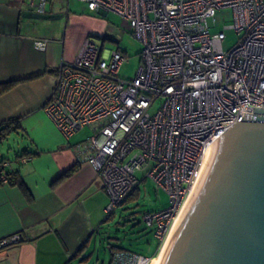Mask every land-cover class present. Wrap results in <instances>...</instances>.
<instances>
[{"label":"built area","instance_id":"2783aa9c","mask_svg":"<svg viewBox=\"0 0 264 264\" xmlns=\"http://www.w3.org/2000/svg\"><path fill=\"white\" fill-rule=\"evenodd\" d=\"M29 1L41 13L48 2ZM81 1L91 12L129 21L144 43L142 64L134 78H121L124 53L87 36L75 58L56 69L44 109L66 138L94 128L95 135L76 149L101 178L110 196L108 212L138 187L137 171L147 168L146 176L167 192L170 206L145 215L161 252L208 147L243 122L245 113L264 109V0ZM222 8L233 11L232 28L239 37L231 51L223 48L225 33L211 30L210 21L215 23ZM35 48L45 51L47 41H36ZM8 165L0 163V179ZM20 240V235L8 237L0 247ZM153 259L116 251L110 264Z\"/></svg>","mask_w":264,"mask_h":264},{"label":"crops","instance_id":"0c3cea01","mask_svg":"<svg viewBox=\"0 0 264 264\" xmlns=\"http://www.w3.org/2000/svg\"><path fill=\"white\" fill-rule=\"evenodd\" d=\"M77 6V0H48L41 13L29 0H0V85L14 83L0 96V124L12 123L0 146L13 136L0 163L9 162L7 170L18 171L26 187L0 186V240H24L1 248L0 264H70L107 221L110 196L101 178L44 109L54 70L75 58L89 33L106 26L89 25L94 17L79 14ZM49 11L54 15L42 24L39 15ZM38 40L47 41L45 51L35 48Z\"/></svg>","mask_w":264,"mask_h":264},{"label":"water","instance_id":"95a60500","mask_svg":"<svg viewBox=\"0 0 264 264\" xmlns=\"http://www.w3.org/2000/svg\"><path fill=\"white\" fill-rule=\"evenodd\" d=\"M242 120L208 147L157 264H264V109Z\"/></svg>","mask_w":264,"mask_h":264},{"label":"rangeland","instance_id":"374dc122","mask_svg":"<svg viewBox=\"0 0 264 264\" xmlns=\"http://www.w3.org/2000/svg\"><path fill=\"white\" fill-rule=\"evenodd\" d=\"M77 2L76 12L94 17V19L88 18L89 25L91 24V26H96V29H99L98 23H106L102 33L91 32L88 36L97 45L103 46L105 49L119 50L124 53L126 60L119 69V76L123 79L134 78L142 64L141 54L144 43L134 35L129 21L114 13H109L107 17H102L98 13H91L85 2L79 0ZM52 15L54 14L50 11L46 14H40L42 24L49 23L48 20L52 18ZM210 25L213 33H225L226 39L223 42V48L225 51H231L239 40L237 32L232 28L234 25L233 11L230 8L218 9L215 23L211 20ZM94 135V128L86 127L73 136L72 144L78 145ZM12 137L8 136L3 141L0 152H2V149L5 151L7 143L11 141ZM146 175L147 168L137 171L136 176L140 183L136 190L132 191L133 193L135 191L134 195L125 203L115 206L111 210L110 218L100 225L90 246L74 258L70 264H109L112 257L111 247H120L147 257L159 255V241L155 237L154 226L147 224L145 215L167 209L170 206V199L167 192ZM104 216L108 217L107 212ZM84 257L86 259L82 261L81 259Z\"/></svg>","mask_w":264,"mask_h":264},{"label":"trees","instance_id":"16d2710c","mask_svg":"<svg viewBox=\"0 0 264 264\" xmlns=\"http://www.w3.org/2000/svg\"><path fill=\"white\" fill-rule=\"evenodd\" d=\"M54 73H56V70H54ZM14 85V83H7V84H4V85H0V96L1 95H3L5 92H7L12 86ZM11 126H12V123L10 122H5V123H2V124H0V130H1V139L3 138V133L5 132V135L4 136H7L9 133H10V130H9V128H11ZM25 155H27V152L25 151V152H22V154H21V156L20 157H23V156H25ZM70 174V173H69ZM5 179H0V186L1 185H3L4 183H8L9 185H18V186H20V187H22V188H26L25 187V184H24V181H23V178H22V176L20 175V173L18 172V171H13V170H6V172H5ZM136 190V189H135ZM134 193H135V191H134ZM134 193L132 192L131 194H129L127 197H126V199L121 203V204H123V203H125L126 201H128L133 195H134ZM121 204H119V205H121ZM118 205V206H119ZM110 216H111V213L110 212H108V217H107V220L110 218ZM10 238V237H9ZM24 240H23V238L21 237V240H20V242H23ZM11 245V244H10ZM10 245H7V246H10ZM7 246H5V247H7ZM5 247H3V248H5ZM159 248H160V243H159ZM115 249V250H114ZM110 250H111V254H112V256H113V254L116 252V251H127V250H124V249H122V248H120V247H111L110 248ZM158 251H159V249H158ZM131 252V251H130ZM79 253H77V255H78ZM156 256H152V258H155ZM86 259V257H84L83 259H81L82 261H84ZM111 260H112V257H111V259H110V262H111ZM110 262H109V264H110Z\"/></svg>","mask_w":264,"mask_h":264},{"label":"bare ground","instance_id":"6f19581e","mask_svg":"<svg viewBox=\"0 0 264 264\" xmlns=\"http://www.w3.org/2000/svg\"><path fill=\"white\" fill-rule=\"evenodd\" d=\"M164 246H165V245H164ZM163 248H164V247H163ZM163 248H162V250H163ZM162 250H161V252H162ZM161 252L159 253L158 256H156V257L152 260L151 264H157V261H158L160 255H161Z\"/></svg>","mask_w":264,"mask_h":264}]
</instances>
